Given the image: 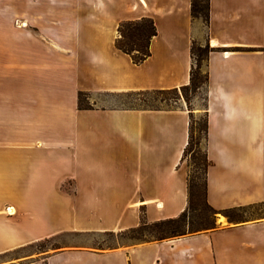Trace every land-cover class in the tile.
Segmentation results:
<instances>
[{"label": "crops", "instance_id": "0c3cea01", "mask_svg": "<svg viewBox=\"0 0 264 264\" xmlns=\"http://www.w3.org/2000/svg\"><path fill=\"white\" fill-rule=\"evenodd\" d=\"M142 17L157 34L136 65L115 40L120 22ZM207 33V199L264 204V0H210ZM201 34L191 0H0V254L186 208V102L132 109L98 96L188 84ZM24 264H264V215L219 214L215 229L162 241L65 245Z\"/></svg>", "mask_w": 264, "mask_h": 264}, {"label": "trees", "instance_id": "16d2710c", "mask_svg": "<svg viewBox=\"0 0 264 264\" xmlns=\"http://www.w3.org/2000/svg\"><path fill=\"white\" fill-rule=\"evenodd\" d=\"M191 16L194 21H201L207 29L210 23V0H191ZM117 32L116 47L127 54L134 64L139 65L150 56V42L157 34V28L152 18L142 17L136 20L122 21L118 25ZM214 50H217V48L211 46L208 33L205 36V43H200L198 39L192 41L190 48L192 64L188 84L167 89H141L118 92L139 101V103L122 106L123 108L172 109L175 106L171 105V101L184 100L189 111V136L182 157L183 161L188 164L187 206L176 217L154 222H149L144 211H142L140 223L127 229L140 236L149 233L153 237L149 240L142 239L141 242L162 241L215 229L218 227L216 220L219 214L225 215L230 222L234 223L248 221L254 218L244 216L247 210L264 207V204L261 203L219 210L213 207L207 199V171L210 166V160L206 150L209 128L207 113L209 73L206 65L210 53ZM203 90L206 92L203 98L206 101L203 108L204 112L197 118L191 100L193 95L201 93ZM82 96H85L86 100L88 99V94L80 91L79 107L83 109L92 108L88 101L85 105L81 104Z\"/></svg>", "mask_w": 264, "mask_h": 264}, {"label": "rangeland", "instance_id": "374dc122", "mask_svg": "<svg viewBox=\"0 0 264 264\" xmlns=\"http://www.w3.org/2000/svg\"><path fill=\"white\" fill-rule=\"evenodd\" d=\"M200 27L202 29V34L198 38L200 43H205V36L207 33V29L204 24L200 21ZM264 82V81H263ZM205 90L201 93H197L192 96V107L194 108L195 116L198 118L203 114V108L205 104ZM101 105L109 106V107H122L129 104L139 103V101L126 96L123 93H104L98 96ZM89 102V98L86 100L85 96L81 98V104L85 105ZM172 106L177 107L179 105V101L170 102ZM186 168L188 170V164L186 162ZM245 217L255 218L264 215V207H257L253 209L247 210L244 213ZM218 224V216L216 220ZM21 237V236H18ZM140 237V238H138ZM153 237L149 233H145V235L140 236L135 232H131L129 230H124L120 232H108L104 234L94 235L93 237L86 236H65V237H54L51 239H45L33 243L31 245H27L18 249H14L12 251H8L0 254V264H24L31 261L36 256L40 255L46 250L56 249L65 245H77L84 246L89 245L99 249H108L119 247L123 245H131L135 243H139L142 239H152Z\"/></svg>", "mask_w": 264, "mask_h": 264}]
</instances>
